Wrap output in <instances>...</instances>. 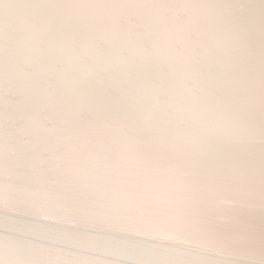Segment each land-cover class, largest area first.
Instances as JSON below:
<instances>
[{
    "label": "snow or ice",
    "instance_id": "1",
    "mask_svg": "<svg viewBox=\"0 0 264 264\" xmlns=\"http://www.w3.org/2000/svg\"><path fill=\"white\" fill-rule=\"evenodd\" d=\"M0 264H264V0H0Z\"/></svg>",
    "mask_w": 264,
    "mask_h": 264
}]
</instances>
